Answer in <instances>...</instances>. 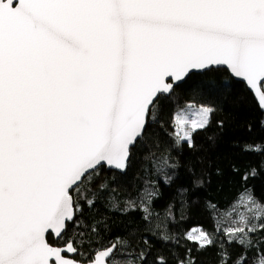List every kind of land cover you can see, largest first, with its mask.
Listing matches in <instances>:
<instances>
[{"label": "snow or ice", "instance_id": "6c2138e0", "mask_svg": "<svg viewBox=\"0 0 264 264\" xmlns=\"http://www.w3.org/2000/svg\"><path fill=\"white\" fill-rule=\"evenodd\" d=\"M221 67L264 110V0H0V264H168L148 249L123 251L119 237L85 257L75 230L81 189H106L95 183L101 169L126 172L133 149L155 135L160 99L194 70ZM205 88L219 90L213 81ZM216 111L177 112L176 144L194 148ZM242 198L264 209L251 193ZM258 229L264 218L224 231L241 233L229 243L247 250ZM187 238L200 249L215 243L203 230ZM229 260L222 249L220 264ZM232 264H247L245 253Z\"/></svg>", "mask_w": 264, "mask_h": 264}, {"label": "trees", "instance_id": "16d2710c", "mask_svg": "<svg viewBox=\"0 0 264 264\" xmlns=\"http://www.w3.org/2000/svg\"><path fill=\"white\" fill-rule=\"evenodd\" d=\"M209 81L219 90H207ZM187 104L217 108L210 124L195 131L194 148L176 144L174 117ZM154 111L155 135L133 149L126 174L104 168L95 183L106 181V189L82 187L85 199L75 229L83 233L76 237L83 241L81 251L85 257L94 256L119 237L127 242L123 251L135 254L148 249L168 264L189 255L196 264H220L222 249H227L232 260L245 253L247 264H256L264 253V230L248 233L254 247L247 250L235 240L229 243L230 236L241 233L225 235L224 231L242 226L245 220L258 225L264 218V209L242 198L245 192L251 193L264 205V113L253 95L220 69L192 75L170 97H162ZM253 169L255 176L250 175ZM197 181L202 182L199 187ZM86 199H94V206L89 208ZM128 202H135L134 210L128 209ZM143 207L149 209L147 219ZM73 227L68 226L69 237ZM193 230L210 233L215 243L198 248L197 241L187 238Z\"/></svg>", "mask_w": 264, "mask_h": 264}, {"label": "water", "instance_id": "95a60500", "mask_svg": "<svg viewBox=\"0 0 264 264\" xmlns=\"http://www.w3.org/2000/svg\"><path fill=\"white\" fill-rule=\"evenodd\" d=\"M220 69H224V70H227L226 68H223V67H221V68H219L218 70H220ZM228 71V70H227ZM204 73H207V72H200V71H198V70H194L193 71V73H191L187 78H185V80L183 81V82H180V83H178L177 85H175V87H174V89L176 88V87H178V86H180V85H182V84H184L192 75H200V74H204ZM228 73L230 74V76L236 81V82H240V83H242V84H244L242 81H240V80H238V79H236L229 71H228ZM245 85V84H244ZM247 88V87H246ZM248 89V88H247ZM248 91L253 95V93H252V91L251 90H249L248 89ZM172 94V93H171ZM171 94H167V95H165L164 97H170L171 96ZM254 97V96H253ZM254 99H255V101H256V103H257V98L256 97H254ZM258 104V103H257ZM259 106V105H258ZM259 108H260V106H259ZM260 110H261V108H260ZM263 113H264V110H261ZM131 159V158H130ZM128 166H129V164H128ZM106 170H108V171H113V172H117V173H119V174H122V175H124V174H126V172H127V170H128V167H127V170H126V172H120V171H117V170H114V169H110V168H106Z\"/></svg>", "mask_w": 264, "mask_h": 264}, {"label": "rangeland", "instance_id": "374dc122", "mask_svg": "<svg viewBox=\"0 0 264 264\" xmlns=\"http://www.w3.org/2000/svg\"><path fill=\"white\" fill-rule=\"evenodd\" d=\"M190 106V107H189ZM199 108V106H196V105H193V104H187L184 108H182V109H184L185 110V112L186 113H189V114H194L196 111H197V109ZM181 110V109H180ZM179 110V111H180ZM178 111V112H179ZM190 118H194V116L193 115H190ZM175 128H176V134H177V136H178V134H179V132H180V129H179V126L178 125H175ZM198 130V129H197ZM198 233V231H196V232H192L191 234H193V235H195V234H197Z\"/></svg>", "mask_w": 264, "mask_h": 264}, {"label": "bare ground", "instance_id": "6f19581e", "mask_svg": "<svg viewBox=\"0 0 264 264\" xmlns=\"http://www.w3.org/2000/svg\"><path fill=\"white\" fill-rule=\"evenodd\" d=\"M227 71V70H226ZM233 79V78H232Z\"/></svg>", "mask_w": 264, "mask_h": 264}]
</instances>
